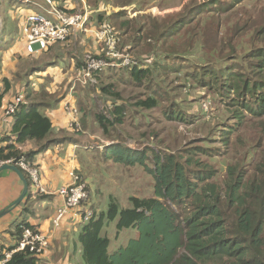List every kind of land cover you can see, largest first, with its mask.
<instances>
[{"label": "trees", "instance_id": "16d2710c", "mask_svg": "<svg viewBox=\"0 0 264 264\" xmlns=\"http://www.w3.org/2000/svg\"><path fill=\"white\" fill-rule=\"evenodd\" d=\"M132 1L124 0L121 6L130 5ZM96 6L100 7V4ZM57 7L71 11L60 4ZM206 7H210L209 3L198 6L196 12L190 10L174 21L161 24L151 16L149 22L143 18H128L125 10L97 16L98 22L113 21L125 42L130 43V46H122L123 49L129 47L126 51L137 50L146 37L153 45L161 43L162 47L164 44L165 50L154 47L155 50L149 53L150 65L138 62L121 67L117 78H103L102 72L97 73L96 86H77L80 108H77V124L70 127L73 135L81 136L88 124L94 125L106 139H111L114 133V142L104 146L102 159L138 165L154 179L151 196H131L128 207H120L118 200L111 197L106 211H93L89 220L80 221L76 242L80 245L82 264H264V16L253 17L257 20L247 18V24L238 28L234 23L228 29L231 36H227L225 42H219L215 37H199L194 27L189 29ZM217 10L214 14L221 15V8ZM217 26L213 25L215 30ZM242 30L248 42H241V45L249 46L241 57H237V45L231 39L234 32ZM71 35L62 41L63 45L68 43ZM245 39L243 37L241 41ZM73 56L76 55L70 57ZM75 65L77 68L83 66L81 58H76ZM39 67L33 64L25 73L42 69ZM172 75L181 81L175 91L181 89L184 92V104L192 96L193 103L201 106L203 112L212 114L208 119H202L201 137H208L211 129L207 126L221 118L216 117L212 106V102L220 98L221 110L216 106V111L227 115L215 130L218 138L205 137L199 139V143L185 141L179 146L177 141H184V138H178L181 132L176 128H170L171 132L166 131L165 135H162L164 131L148 130L149 126L138 134H125L129 112L134 119L135 109L155 110L162 103H166L163 114L166 121L189 125L192 116L186 114L177 95L170 96L164 87L167 77ZM156 84L157 88L152 89ZM2 85L0 107L11 83L4 79ZM122 86L133 87L134 94L126 97L127 92L124 94ZM96 90L108 101L101 111L87 104L95 101L92 93ZM22 91L23 99L11 116L12 123L7 132L0 134V161L3 162H17L24 156L34 162L36 155L57 143V139H50L54 130L43 111L57 106L62 96L44 88L36 91L28 85ZM84 101L87 106L81 107ZM251 118L261 119L257 120L259 125L255 130L259 132L246 138L244 130L249 127ZM209 119L210 123L207 122ZM145 123L142 119L136 127ZM62 131L58 130V133ZM68 137L67 141H75L72 136ZM149 138L157 142L158 149L146 145L138 150L127 144L133 139L140 144ZM27 141H32L36 147L23 151L21 146ZM213 141H217L223 150L220 146L212 148L210 143ZM214 151L228 157L222 181L218 179L220 171L206 160L218 157ZM27 195H31L29 190ZM115 220L118 230L135 228L137 234L126 245L109 253L110 241L102 231L106 223ZM25 227L37 230V226L22 218L8 231L11 242L0 244V260L5 257L4 252L10 253L3 264H41L44 254H34L28 246L18 249Z\"/></svg>", "mask_w": 264, "mask_h": 264}, {"label": "rangeland", "instance_id": "374dc122", "mask_svg": "<svg viewBox=\"0 0 264 264\" xmlns=\"http://www.w3.org/2000/svg\"><path fill=\"white\" fill-rule=\"evenodd\" d=\"M52 2H55V7H57L62 0H51ZM78 4H80V0H77ZM124 0H89L88 4L91 6L92 9H96L90 14V18L94 24V31L97 32H103L104 30H110L111 33L117 37L116 42V51L120 53H126L123 50L122 46H127L130 43L125 42V37L122 36L121 31L113 24V21L111 20H103V22H98L97 16L99 13H103L105 16L111 15L113 12L119 11V10H125L126 16L128 18H134L135 20H139L141 18L144 19V21L149 22L148 17L151 16L153 18H157L159 24L161 22H168L170 20L174 21V18H179V16H183L187 14L190 10H193V12L197 11L198 6L209 3L210 7L204 8L199 14L198 19H195V23L189 27V29L196 30V33L199 37L203 38H214L221 42L224 41L227 36L230 35V31L228 30L231 26L236 24V28L240 27V25L247 24V21H245L247 18L252 19L255 16H258V19L260 16H264V0H133L132 4L128 5L126 4L124 7H122V2ZM43 2V4H40L44 6V8H49L50 5L48 3H45L43 0H40V3ZM100 4V7L96 6L97 4ZM78 7H81V4L78 5ZM98 7V8H97ZM21 8V10H20ZM32 8L31 4H23L19 0H1L0 1V23L2 24V35L0 39V47L8 49H13V52L16 56H19L23 59L17 60L15 63V66L13 64H10V67H14V71L11 73L10 81H11V87L10 90L12 91L10 93H5L4 97L6 99L7 104L10 103L12 99H14L18 94L23 93L22 90H24V77L23 74L33 65L36 64L40 66H44V68H49L50 65H48L46 62H50L51 59L54 58L55 54L58 52H62L64 55L72 56H80L82 63H84L85 57L88 55L92 57H101L103 62H106L108 60H111L110 56L108 55L109 50V43L107 44L106 38L102 37L101 39H89V41L86 43V45H82L80 42V34L76 37H72L69 41L68 46L63 45L64 42H58L57 44H54L50 47V49L47 52H42L39 54H33L28 55L26 54L24 47L22 49V46H17L20 43H24V37L21 32V25L22 20L25 17L26 10H30ZM100 8V9H99ZM221 8V15L214 14V10L218 11L217 9ZM37 11L36 9H32ZM40 11V9H38ZM74 11V10H72ZM68 11V12H72ZM146 16V17H145ZM253 20H257V18H253ZM91 22V23H92ZM151 24V23H150ZM216 24L217 30H215ZM105 25H108L109 28H106ZM228 26V27H225ZM246 26V25H245ZM93 27V26H92ZM90 28V25H89ZM245 28V27H243ZM152 32H154V29L151 27ZM77 34V33H76ZM83 36V35H82ZM245 37L246 39L244 41H241V39ZM84 38V37H83ZM185 40V39H183ZM76 41V43H75ZM233 44L237 45V54L235 56L241 57L244 54V50L249 45H246L243 43L241 45V42H248V37L245 34V31H236L233 34V37L231 39ZM225 42V41H224ZM80 43V44H79ZM124 44V45H123ZM241 45V46H240ZM246 45V46H244ZM130 46V45H129ZM244 46V47H243ZM154 47L158 50H165V45L161 47V43H154L153 41L149 40V38H145L140 45L138 46L137 50L133 52H129L131 58L137 64L138 62L142 64H151V58H150V52L152 50H155ZM115 49V45H114ZM81 50H85L81 54ZM140 53V54H138ZM234 56V55H233ZM65 60H68L66 58ZM200 60H195L194 62H198ZM1 62V57H0ZM13 63V62H12ZM57 64L59 66L64 65L60 59L57 60ZM110 65L106 64L101 67V70L99 73H101V77L111 76L112 78H117L120 76L119 70L116 68L109 67ZM130 67V66H128ZM7 70V69H6ZM62 71V70H61ZM7 73H10L11 70H7ZM123 76V75H122ZM39 79L36 80V78ZM50 78H52V71L50 70L49 73H45L43 71V74L36 75L35 72L30 74V77L27 78L29 80L28 86L31 89H34L35 87L37 89H34L36 91H39L40 89H45L47 87L48 81H50ZM168 82L164 84V87L166 88V91L170 94V96L177 95L176 98L179 100L181 107L184 108V111H186L188 115H191V122L189 125H180L177 124V122H169L164 119V110L166 107V103L160 104L159 108L155 110H140L135 109L136 113L134 114V119H131L130 112H129V119H128V125L127 133L126 135H130L131 133L138 134L146 129V127L149 126L148 130L154 131V132H160L164 131L162 135L166 134V131H170V128H176L177 132H181V134H178V138L182 139L184 141H177L179 146H182V143L186 141V143L196 141L197 143L200 142L199 139H203L206 137H201V131H203V118L208 119L212 116V114L209 115L207 112H203L202 108L198 107V104L193 103V97L190 96L187 101H185V104L183 102V96L184 92L180 89V91H175L176 88L179 87V83L181 82L178 76H169L167 77ZM38 81V82H37ZM21 84V89L17 93V91H14V86L16 84ZM99 83V80H98ZM13 84V86H12ZM95 82L92 83L91 86H94ZM96 86V85H95ZM183 86V85H182ZM121 88H124V94L127 92L126 97L130 96L133 93V87L129 86H122ZM157 84L152 86V89H156ZM47 90V89H45ZM9 91V90H8ZM7 91V92H8ZM80 92V90L78 89ZM202 95L204 93H201ZM93 96L96 97L95 101L87 103L88 105H91L95 108V110L101 111L105 109V105L108 103L106 100L107 98L102 97L99 92L96 90L92 93ZM83 96V95H82ZM167 98V97H165ZM168 99V98H167ZM169 100V99H168ZM217 102L214 100L212 103L216 112V117H221L219 121H216L213 125L210 123L211 119L207 120L208 123H210L207 128L211 129L209 132V136L206 138H218V135L215 133V130L217 131L218 126L220 122L226 117V113L221 112L220 114L216 111V106L220 107L222 102L220 101V98L216 99ZM89 102V101H88ZM170 100L168 101V104H170ZM220 103V104H219ZM7 106V105H6ZM86 107V102H81V107ZM76 108H80L79 103H77ZM5 110V109H4ZM130 111V109H129ZM44 114V113H43ZM209 116V117H208ZM2 118L4 119V112ZM11 119V123L13 121L12 117H9L8 120ZM144 120L145 125L136 127L138 122L140 120ZM189 119V118H188ZM252 120L249 121V127L244 130V133L247 135V137L252 136L254 133L259 132L255 131L256 128L259 125V121L261 120L256 118L257 120L251 118ZM88 123L90 120L88 119ZM68 129L71 131V129L68 127ZM83 133L81 136H77V145L80 144V155L78 157L80 162V169L76 172L78 176L83 180V182L86 183L87 186V193H88V199L84 203V206H87L91 208V211L99 213L100 211L107 210L108 204L110 202V198H116L119 202L120 207H128L130 206V200L129 198L131 196L134 197H149L152 195L153 191V184L154 179L152 175L146 173L143 171L141 167L137 166H128L123 164H117L112 161L103 160L102 157L103 150L105 149V144H112L114 142V133L112 135L111 139H106L102 133H98L96 130V127L92 124H88L86 128L83 129ZM199 131V132H198ZM255 131V132H254ZM72 132V131H71ZM213 133V134H212ZM59 136L64 135L63 131L62 133L58 134ZM264 135V134H263ZM125 137V135L123 136ZM134 141H128L129 147L136 148V149H142L144 146H154L157 147V142H152V138L149 139H143L141 143L139 144L136 139H133ZM116 141V140H115ZM210 146L212 148H216V146H220L217 141H213L210 143ZM83 147L85 149H83ZM221 150L222 147L220 146ZM84 151V153H83ZM214 153L218 154V157H216L213 160L206 159L208 162L212 164L216 169L220 171L219 173V180H223L224 178V168L225 164L228 161V157L222 156L220 152L214 151ZM238 155V153H236ZM30 196L37 197L36 195L38 193H33L32 189L29 188ZM30 196H27V198H31ZM29 203L26 198H24L19 206H22L20 209V212L16 211V214L13 215V213H10L12 215V219L10 222H0L5 227V231L2 233L8 234V231L13 228V224L16 221L24 219H29L33 216L32 211V203H38L34 201H30ZM11 212V211H10ZM35 214L34 217L37 218L41 211L39 209L34 210ZM70 218V217H69ZM78 220L81 221L80 217L76 218V222ZM116 221H112L110 223H106L102 234L106 235L109 238L110 244L108 251L109 253H113L115 250H117L120 246L126 245L128 240L130 238H133L137 234V230L135 228H124L121 230H118L116 228ZM75 226V225H74ZM2 233H0V237L3 238ZM9 235V234H8ZM11 240L8 242L10 243ZM6 243V242H4ZM6 243V244H8ZM80 252L78 253L80 264H82Z\"/></svg>", "mask_w": 264, "mask_h": 264}, {"label": "crops", "instance_id": "0c3cea01", "mask_svg": "<svg viewBox=\"0 0 264 264\" xmlns=\"http://www.w3.org/2000/svg\"><path fill=\"white\" fill-rule=\"evenodd\" d=\"M30 2L32 3H23L32 5V8H29L30 10H26L25 17L31 13L33 8L38 10V7H35V4H43V2L40 3V0H30ZM77 3V0H62L60 5L67 10L75 11L78 9L80 11L86 10L88 12L89 22L86 26V29L77 32V34H72L69 38L70 41L72 37H76L80 34L81 44L86 45L89 39H97V31H94V24L90 18V14L96 9H92L87 0H80L81 7H78V5L80 4L77 5ZM84 6H86V8H83ZM1 35L2 24L0 27V39ZM69 41L66 44V47L68 46ZM20 45L23 49L24 43H20L17 46L21 47ZM84 51L81 50V54ZM0 57L1 90L3 87V80L7 79L8 81H10V77L12 75L11 73L14 71V67H10L9 65L13 64L15 66L16 61L23 58L16 56L13 52V49L7 50V47H0ZM66 58H68V60H65ZM76 58H80V56L67 57L62 52H58L50 61L54 64L50 65L48 69L44 68V66H41L39 67L42 68L40 70L31 69L29 73L27 72L23 74V77L25 79L23 83L25 85H28L29 80L27 78H29L30 74H32L33 72H35L36 75H40L41 73L43 74V71L45 73H49V71L51 70L52 78H50V81H48L47 87H45V89L52 93L56 92L58 93V95L62 96L57 106L45 109L43 111L44 115L50 120L52 129L54 130L50 136V139H57V143L55 142L51 144L47 149L36 155L34 160L40 171L42 185L45 189L46 194L40 195L39 197H25L29 203H31L30 201L38 202L32 203L33 216L27 219V221L30 222V224L37 226V229L45 236H47L49 241V248L46 250L47 252L45 251L46 253H44V258L42 259L41 264H80V259L78 256V253L80 252V245H78V243L76 242L78 230L81 224L80 220L76 222V218H72L69 216L70 218L67 217L65 220H63L60 227H53L51 225V218L54 215L56 208L61 204V198L58 196L57 190L62 185L67 184L70 181V172H77L80 169V162L78 159L81 152L79 148L80 144L77 145V135H73V133L68 129L71 115L64 109V104L66 102L70 103L73 106L77 105L76 96L78 89L77 86L73 88L71 85V80L75 76L77 70V67L75 65ZM58 59H60L64 65L59 66L57 64ZM46 63L48 64L49 62ZM6 69L11 70V72L7 73ZM42 78L39 79L38 77L36 78V80L39 79L40 81H42ZM14 89V91H17L18 93L21 89V84H16L14 86ZM34 89L37 88L35 87ZM11 91L12 89H9L7 94ZM5 97H3L2 105L0 107V134L4 131L7 132L11 124V119L6 120L2 118L4 109L8 103L6 102ZM58 130H63L65 135L63 137L59 136ZM68 136H72L73 140L75 141H67V139L69 138ZM59 140L61 141L58 142ZM35 147L36 146L32 141H27L21 146L23 151H28L30 149H34ZM83 149L85 148L83 147ZM22 189L23 182L19 178V176L12 170H3L0 173V211L7 208L14 200H16L20 195ZM21 207L22 206L19 205L17 207H13L11 212L6 213L4 216L0 217V222H10L12 219V215H10V213H13V215H15L16 211L20 212V209H22ZM35 209H39L41 211L37 218L34 217ZM3 231H5V227L0 224V233H2ZM2 236L3 238L0 237V244H6L11 240V237L8 234L2 233Z\"/></svg>", "mask_w": 264, "mask_h": 264}, {"label": "built area", "instance_id": "2783aa9c", "mask_svg": "<svg viewBox=\"0 0 264 264\" xmlns=\"http://www.w3.org/2000/svg\"><path fill=\"white\" fill-rule=\"evenodd\" d=\"M20 1L22 3H32L30 0ZM43 1L48 3L50 7L44 8V6L40 4H35V7H38L40 11L32 10L31 13L22 20L21 32L24 37V50L28 55L42 53L53 43L62 42L71 34L85 30L89 22V16L86 10L80 11L77 9L68 12L55 7V3L51 0ZM83 8H86V6ZM105 27L109 28L108 25H105ZM102 37L106 38L107 44L109 43L108 55L111 60L103 62L101 57L87 55L84 59L83 66L77 68L76 74L72 78V87L94 83L95 75L102 71L101 67L106 64L116 69L134 65L135 62L131 58L129 51H126L129 47L123 49L126 53L116 51L117 37L114 36L110 30L97 32V39H101ZM22 99L23 94L20 93L7 104L4 110V119L8 120V118L12 116L16 106ZM64 109L71 115V120L68 124L70 128L77 124L79 113L76 106L67 102L64 104ZM5 163L16 165L26 174L29 179V188L32 189L33 193H45L40 171L35 162H31L24 156L17 162H12V160H7L5 162L0 161V166ZM57 194L61 198V204L56 208L51 218V225L53 227H60L63 220L69 216L72 218L80 217L81 221H87L91 218V208L84 206V203L88 199L86 183L83 182L75 171L70 172V181L62 185L57 190ZM26 246H28L34 254L42 255L49 248L48 237L38 229L31 230L26 227L22 228V237L18 243V249H22ZM4 256V259L0 260V264H3L5 260L9 258L10 253L4 252Z\"/></svg>", "mask_w": 264, "mask_h": 264}, {"label": "water", "instance_id": "95a60500", "mask_svg": "<svg viewBox=\"0 0 264 264\" xmlns=\"http://www.w3.org/2000/svg\"><path fill=\"white\" fill-rule=\"evenodd\" d=\"M3 170H12L13 172H15L19 178L22 180L23 182V189L20 193V195L18 196V198L16 200H14L7 208H5L4 210L0 211V217L4 216L6 213H9L13 207H17L20 202L27 197V192L29 190V185H28V181L25 177V175L23 174V172L14 164H2L0 166V173Z\"/></svg>", "mask_w": 264, "mask_h": 264}, {"label": "clouds", "instance_id": "9594fccd", "mask_svg": "<svg viewBox=\"0 0 264 264\" xmlns=\"http://www.w3.org/2000/svg\"><path fill=\"white\" fill-rule=\"evenodd\" d=\"M125 67H128V66H125ZM105 145H108V144H105ZM35 162V161H34ZM20 169V168H19ZM21 170V169H20ZM22 171V170H21ZM23 172V171H22ZM76 172V171H75ZM24 173V172H23ZM24 175L26 176V174L24 173ZM26 179H28L27 178V176H26ZM28 181V180H27ZM28 185H29V183H28ZM30 187V186H29Z\"/></svg>", "mask_w": 264, "mask_h": 264}]
</instances>
